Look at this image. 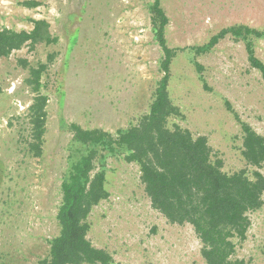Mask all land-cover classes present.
Masks as SVG:
<instances>
[{
  "label": "rangeland",
  "instance_id": "1",
  "mask_svg": "<svg viewBox=\"0 0 264 264\" xmlns=\"http://www.w3.org/2000/svg\"><path fill=\"white\" fill-rule=\"evenodd\" d=\"M25 1L30 0H0V27L30 31L34 20H45L58 41L0 58V264H37L59 234L61 184L79 156L69 126L115 133L136 124L148 113L162 77L152 0H33L36 7ZM162 4L170 18V45L185 48L174 59L169 85L185 117L172 123L207 136L226 172L240 170L245 163L235 115L264 136V76L251 66L245 44L230 36L208 53L195 48L234 24L264 28V0ZM256 54L264 62V41ZM50 55L54 59L42 78L49 99L44 151L34 157L27 146L34 94L25 81L29 66L48 63ZM106 171L110 197L90 217L89 238L96 247L122 264H206L193 227L170 225L151 207L136 164L110 157ZM249 217L247 239L233 258L264 264V205Z\"/></svg>",
  "mask_w": 264,
  "mask_h": 264
},
{
  "label": "trees",
  "instance_id": "2",
  "mask_svg": "<svg viewBox=\"0 0 264 264\" xmlns=\"http://www.w3.org/2000/svg\"><path fill=\"white\" fill-rule=\"evenodd\" d=\"M23 4L36 7L39 2L30 0ZM149 10L154 38L162 51V77L149 111L136 124L115 133L85 129L75 123L69 126L79 156L70 162L61 184L56 217L59 234L49 241L48 255L37 264H122L89 238L92 211L110 197L106 171L110 157H121L139 167L140 181L151 207L170 225L193 227L206 264H247L233 256L238 243L247 239L249 214L264 205V136L235 115L241 126L245 167L228 173L224 159L212 148L207 136H195L189 129L172 123L185 117L169 92L172 64L185 48L169 43L170 18L162 0H152ZM33 24L30 31L0 27V58H8L27 45L33 48L58 41L45 20H34ZM229 36L245 44L251 66L264 76V62L256 54L257 45L264 41L263 27L234 24L223 28L208 43L196 47L197 54L210 52ZM53 59L54 55H50L48 63L29 66L30 76L25 81L34 94L27 114L31 126L27 146L34 157H41L44 151L49 99L42 92V78ZM197 68L201 73L202 67L197 64ZM200 78L203 80L202 75Z\"/></svg>",
  "mask_w": 264,
  "mask_h": 264
}]
</instances>
